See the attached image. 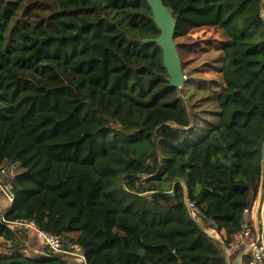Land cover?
I'll return each instance as SVG.
<instances>
[{
	"label": "trees",
	"instance_id": "obj_1",
	"mask_svg": "<svg viewBox=\"0 0 264 264\" xmlns=\"http://www.w3.org/2000/svg\"><path fill=\"white\" fill-rule=\"evenodd\" d=\"M162 1L176 37L220 28L229 40L219 91H205L213 116L142 42L160 35L147 0H0V165L22 169L4 219L0 199L12 252L0 264H75L20 252L18 220L78 245L86 264H227L203 229L230 248L264 195V0ZM202 120L213 127L192 145L183 136Z\"/></svg>",
	"mask_w": 264,
	"mask_h": 264
},
{
	"label": "rangeland",
	"instance_id": "obj_2",
	"mask_svg": "<svg viewBox=\"0 0 264 264\" xmlns=\"http://www.w3.org/2000/svg\"><path fill=\"white\" fill-rule=\"evenodd\" d=\"M175 41L178 44L183 70L187 78L185 84L187 86V94H195L193 96V102L199 101L203 104V106L200 107V111L205 110L207 112H212L213 116L216 107H213V102H209V105L207 101H204L205 91H219V89L217 90L216 88L222 78L219 69L222 54L221 49L223 48V43L227 44L229 42L228 38L220 28H202L193 30L186 36L176 37ZM191 81L192 84L189 85V82ZM195 83L197 85H194ZM196 87L201 88L195 89ZM213 123L214 121L202 120L200 121V124L195 127L196 129H194L193 134L189 133L186 137H183L187 139L190 144L194 145L204 137L208 129L213 127ZM9 169V172L12 175H16L18 171H22V169L19 170V167L16 164H10ZM2 203L4 205L2 206V211H4L6 203L3 199L1 200V204ZM1 242L2 239H0V243ZM26 243L28 246L24 247L20 252L25 253L28 256L37 257L38 252H41L43 247H41L39 242L34 239L30 233L28 234V240ZM35 251L38 252L35 253ZM8 253L12 252L8 251L6 246L0 248V256ZM238 259H240V256L234 260L231 257V264H235Z\"/></svg>",
	"mask_w": 264,
	"mask_h": 264
},
{
	"label": "built area",
	"instance_id": "obj_3",
	"mask_svg": "<svg viewBox=\"0 0 264 264\" xmlns=\"http://www.w3.org/2000/svg\"><path fill=\"white\" fill-rule=\"evenodd\" d=\"M10 165H0V199L6 203V208L3 211V219L8 212L9 208L12 206L15 200L14 187L12 180L15 175L10 174ZM188 207L193 218L199 222L198 209L191 202H188ZM259 208L255 207L245 211V222L242 225L240 232L232 237L230 248H228L230 255L241 247H244L242 252L241 262L243 264L244 257L247 260V264H264V207L262 206L260 210V226L256 228V234H253L254 217L258 215ZM8 226L15 230L20 229V231L30 233L34 239H36L41 247L49 248L57 254H63L70 257L71 262L76 264H86V259L83 255L82 249L78 245H71L70 250H65L62 245L61 237L54 236L41 230L38 225L33 221L18 220L15 222H7ZM255 226V225H254ZM207 232H214L218 235V238H222L219 233L213 229H205Z\"/></svg>",
	"mask_w": 264,
	"mask_h": 264
},
{
	"label": "water",
	"instance_id": "obj_4",
	"mask_svg": "<svg viewBox=\"0 0 264 264\" xmlns=\"http://www.w3.org/2000/svg\"><path fill=\"white\" fill-rule=\"evenodd\" d=\"M153 14V20L160 30V35L156 38L144 39L143 43H155L157 44L163 53L162 63L168 74V82L171 87L180 90L181 96L184 98V86L186 83V75L183 70L182 59L178 50V44L176 43V30L177 22L173 16V13L164 5L162 0H147ZM263 166H264V153H263ZM177 179L175 182L178 183ZM175 187V185H174ZM151 195V194H146ZM192 219L197 222L193 216ZM201 227V226H200ZM203 231L214 240L221 242L224 245L226 252L227 264H231V255L228 248L225 247L222 238L214 237L209 234L205 229ZM235 264H241L240 259Z\"/></svg>",
	"mask_w": 264,
	"mask_h": 264
},
{
	"label": "crops",
	"instance_id": "obj_5",
	"mask_svg": "<svg viewBox=\"0 0 264 264\" xmlns=\"http://www.w3.org/2000/svg\"><path fill=\"white\" fill-rule=\"evenodd\" d=\"M2 206H4L3 203L1 204V210H2ZM262 206L264 207V195L261 193L259 198L255 202V207L259 208V213H258V215H255L254 221H253L255 228H258L260 226L259 224H260V220L262 217V216H260V210H261ZM37 252L38 251H35V253H37ZM40 253L41 252H38V254H40Z\"/></svg>",
	"mask_w": 264,
	"mask_h": 264
},
{
	"label": "bare ground",
	"instance_id": "obj_6",
	"mask_svg": "<svg viewBox=\"0 0 264 264\" xmlns=\"http://www.w3.org/2000/svg\"><path fill=\"white\" fill-rule=\"evenodd\" d=\"M210 235L214 236V237H218V235L216 233H214V232H210Z\"/></svg>",
	"mask_w": 264,
	"mask_h": 264
}]
</instances>
